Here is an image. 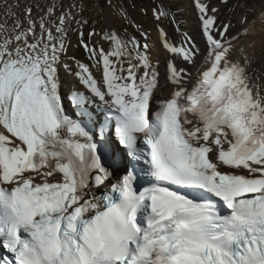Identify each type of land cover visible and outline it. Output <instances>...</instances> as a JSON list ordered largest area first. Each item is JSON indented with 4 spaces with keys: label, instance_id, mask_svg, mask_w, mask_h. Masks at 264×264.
Wrapping results in <instances>:
<instances>
[{
    "label": "snow or ice",
    "instance_id": "1",
    "mask_svg": "<svg viewBox=\"0 0 264 264\" xmlns=\"http://www.w3.org/2000/svg\"><path fill=\"white\" fill-rule=\"evenodd\" d=\"M194 5L204 46L158 28L161 72L147 32H80L85 63L75 5L5 0L0 264H264V48Z\"/></svg>",
    "mask_w": 264,
    "mask_h": 264
},
{
    "label": "rangeland",
    "instance_id": "2",
    "mask_svg": "<svg viewBox=\"0 0 264 264\" xmlns=\"http://www.w3.org/2000/svg\"><path fill=\"white\" fill-rule=\"evenodd\" d=\"M69 5H75L71 8L72 15L76 13L75 9L78 6V4H81L84 6V2L81 0H68ZM165 3H162L159 0H149L148 2L144 3V7L142 10L138 9L137 13V19L140 23H143L144 25L142 27H136L137 29H146L149 37L150 42L155 44V46L158 48L157 45H159V39L155 40L157 32L156 30L161 27L165 29L169 36L173 39L179 41L181 38L180 31L188 32L190 35H192L197 42L200 28L199 23L200 21L196 18V16L190 11L189 6L187 8V3H189V0H164ZM205 2L209 3L212 7H216L219 9L218 12V21L221 23H230L232 27L230 28L229 35L230 36H237L239 35L245 28L250 29L252 25H258L260 24V16L258 12H264V0H228L227 3H223L222 0H205ZM163 6L164 9L168 10L170 15L168 18L161 17L159 21H157L154 17V10L158 11L159 8ZM192 8V4L190 5ZM82 19L84 23H88V19L95 22L94 28L89 31V33H95V35L89 36V40L93 41L95 43H99L103 40V44L101 45L105 49L109 47V41L104 39V36L106 33H112V27L109 25V21L105 15V12L101 10V19L102 23H100L98 17V10L95 8L85 11V7L82 10ZM81 14V11L78 13ZM147 14V16H144ZM258 14V16H257ZM107 15L110 17L113 24L119 28H114L117 30L118 34L123 37L124 39H127L129 36H135L138 39H141V42H143L142 33H144L142 30H137L136 28L132 27L131 25L126 24L123 19L122 15L119 11H107ZM174 16V20H173ZM244 17H247V23L243 24L242 20ZM151 18V19H150ZM131 23L134 25L131 21ZM177 24H179L180 31L177 30ZM188 24V25H187ZM72 25L73 21L70 26V33L72 31ZM109 25V26H108ZM127 30V31H126ZM129 31V32H128ZM264 31V29H263ZM260 38V34H259ZM80 39V31L78 29H74L72 32V37L70 40V43L68 47L70 46L71 49L69 50H77V47L79 44L77 41ZM86 42L93 44L88 39L83 38ZM261 39V38H260ZM260 39L257 38V41ZM264 41V39H262ZM262 46H264V42H261ZM96 46H100L98 44H94ZM160 50H163L159 47ZM80 51L83 55H85L83 52H85L82 47H80ZM165 50H163L164 52ZM161 56V55H160ZM80 61L85 62L83 59L79 58ZM78 59V60H79ZM86 63V62H85ZM65 77H69L66 73ZM66 82V81H65ZM67 85V82H66Z\"/></svg>",
    "mask_w": 264,
    "mask_h": 264
},
{
    "label": "bare ground",
    "instance_id": "3",
    "mask_svg": "<svg viewBox=\"0 0 264 264\" xmlns=\"http://www.w3.org/2000/svg\"><path fill=\"white\" fill-rule=\"evenodd\" d=\"M4 2H5V0H0V19H2L3 15H4V9L2 7ZM13 2H15V0H13ZM47 2H50V0H20L21 9H22L24 4H33V5L40 4V5H43V4L47 3ZM64 3L66 5L65 10H67V6L69 5V1L68 0H64ZM186 5H189V3H187ZM187 8H188V6H187ZM21 9H18V11L21 10ZM36 11H39V9L37 8ZM259 16L261 18L260 19V24L252 25V27L249 29L248 36L245 38V42L250 43V44H254L257 49L264 48V46H262V43H261V42H264V41H262V39H264V31H263V29H264V12H262V13L259 12ZM112 32H115V33L118 34V32L116 30H114V29L112 30ZM259 34H260V38L261 39L259 38ZM257 38L260 39V40L257 41ZM157 39H159L158 31H157V35H156L155 40H157ZM203 46H201V47H203ZM157 50H158L157 51L158 59L160 61L166 62V52H163L160 49H157ZM164 65H165V63L164 64H160L161 72L164 71ZM64 77H65V75H64ZM65 81L67 82V84H70V83L74 82V78L73 77H68V78L65 77Z\"/></svg>",
    "mask_w": 264,
    "mask_h": 264
},
{
    "label": "trees",
    "instance_id": "4",
    "mask_svg": "<svg viewBox=\"0 0 264 264\" xmlns=\"http://www.w3.org/2000/svg\"><path fill=\"white\" fill-rule=\"evenodd\" d=\"M91 6L99 5V7H103L104 9L116 10L127 12L128 14L132 15L135 13V9L141 7L139 0H90ZM140 5V6H139ZM133 8V9H132ZM124 14H122L123 16ZM88 28L92 27V23L88 22Z\"/></svg>",
    "mask_w": 264,
    "mask_h": 264
},
{
    "label": "clouds",
    "instance_id": "5",
    "mask_svg": "<svg viewBox=\"0 0 264 264\" xmlns=\"http://www.w3.org/2000/svg\"><path fill=\"white\" fill-rule=\"evenodd\" d=\"M149 0H139V3L141 4V7L139 8V9H143V6H144V3L145 2H148ZM140 6V5H139ZM93 7L94 8H97V6L96 5H93ZM90 8L88 7L87 9H86V11L87 10H89ZM82 10H83V7H82ZM101 10H103L104 12H105V15H104V18H105V16L107 17V19H108V15H107V11H106V8L104 9L103 7H99V11L101 12ZM94 21H92L91 20V23H93ZM101 23H102V19H101ZM111 25V24H110ZM138 26H141V23L140 22H138V24H137ZM112 26V25H111ZM113 27V26H112ZM114 28H112V30H113ZM115 30V29H114Z\"/></svg>",
    "mask_w": 264,
    "mask_h": 264
}]
</instances>
